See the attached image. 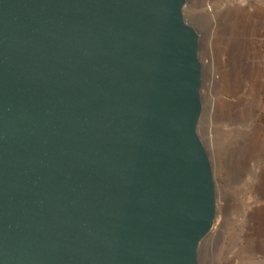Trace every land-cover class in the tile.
I'll return each instance as SVG.
<instances>
[{
    "label": "water",
    "instance_id": "water-1",
    "mask_svg": "<svg viewBox=\"0 0 264 264\" xmlns=\"http://www.w3.org/2000/svg\"><path fill=\"white\" fill-rule=\"evenodd\" d=\"M186 0H0V264H198L216 189Z\"/></svg>",
    "mask_w": 264,
    "mask_h": 264
},
{
    "label": "rangeland",
    "instance_id": "rangeland-1",
    "mask_svg": "<svg viewBox=\"0 0 264 264\" xmlns=\"http://www.w3.org/2000/svg\"><path fill=\"white\" fill-rule=\"evenodd\" d=\"M254 7L247 27L253 38L249 43L253 65L249 62L255 72L248 75L245 67L239 88L218 79L201 95L197 129L210 158L216 189L211 229L223 224L207 246V240L201 241L198 264H264L259 261L261 250L251 251L245 239L256 235L264 216V0H186L184 7L185 19L199 34L203 81L222 73L229 53L238 59L232 43L226 49L228 38L218 29L221 15L237 12L242 16ZM253 44L261 45L259 52L253 53ZM205 59L210 63L203 66ZM224 98L229 106L222 107Z\"/></svg>",
    "mask_w": 264,
    "mask_h": 264
},
{
    "label": "bare ground",
    "instance_id": "bare-ground-1",
    "mask_svg": "<svg viewBox=\"0 0 264 264\" xmlns=\"http://www.w3.org/2000/svg\"><path fill=\"white\" fill-rule=\"evenodd\" d=\"M254 8L255 9L253 11L248 10V12H245L242 16L239 15L237 12H225V14L221 15L218 29H220V31H223L224 36H227L228 38L226 49H230L232 43L234 54H238V59L235 61V58L232 55L230 56L229 53L228 56L224 59L225 69L222 71V73H219V76L211 75V78H209V80L206 79L205 81H203L202 79L200 95L207 94L209 91V85L218 79L221 81H225L227 86L233 85V87L239 88L242 83V78L244 76V74L242 73L245 67L246 74L250 75V72L251 74L255 72L253 66L251 67L250 64V62L252 63V61L250 60L251 53L249 43L251 44L253 38L250 37L249 28L247 27L249 20L252 19L254 13L256 12V7ZM260 48L261 45L253 44V53L259 52ZM261 51L264 53V48H262ZM208 63L210 62L207 59L202 61L203 66L208 65ZM253 86V89L255 91L256 85L253 84ZM224 100L225 101L222 100L221 103L222 107H226L227 104L229 106V103L227 102L226 98H224ZM262 214H264V210ZM218 221H220V219ZM222 224L223 222H219L218 225L214 229H210L206 236L202 239L207 240L206 246L210 240L216 239ZM245 239L248 240L249 245L251 246V251L256 253L255 250H261L263 255L259 257V261L264 263V216L260 221L259 227L256 230V235L249 238L246 237ZM221 251H224L223 247L221 248Z\"/></svg>",
    "mask_w": 264,
    "mask_h": 264
}]
</instances>
